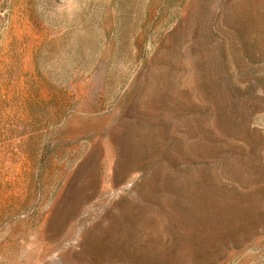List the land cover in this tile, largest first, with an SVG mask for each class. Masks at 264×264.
<instances>
[{
	"label": "rangeland",
	"instance_id": "rangeland-1",
	"mask_svg": "<svg viewBox=\"0 0 264 264\" xmlns=\"http://www.w3.org/2000/svg\"><path fill=\"white\" fill-rule=\"evenodd\" d=\"M0 264H264V0H0Z\"/></svg>",
	"mask_w": 264,
	"mask_h": 264
}]
</instances>
